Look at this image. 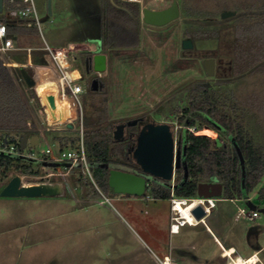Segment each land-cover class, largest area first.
Masks as SVG:
<instances>
[{
  "label": "rangeland",
  "instance_id": "rangeland-1",
  "mask_svg": "<svg viewBox=\"0 0 264 264\" xmlns=\"http://www.w3.org/2000/svg\"><path fill=\"white\" fill-rule=\"evenodd\" d=\"M33 1L41 20V31L40 34L30 33L26 36V41L31 45L37 46L42 42L50 46L61 45L68 39L100 40L104 0H52L51 15H48V0ZM172 1L144 0L142 6L161 10L170 6ZM219 1L222 2L188 0V9L199 17L195 14L180 16L163 26L165 29L162 30H152L143 23L140 11V46L111 52L105 72L84 73L83 80L77 81L84 89L81 95L84 119L85 116L91 117L92 111L98 109L88 90L91 81L98 75L106 92L110 116L108 123L112 130L122 120L148 113L156 119H160L159 115L162 114L165 120H176L180 112L173 110H184L190 106L193 91L208 83L225 102L237 106V114L244 118L245 129L252 132L256 144L264 146V108L258 113V108L253 104L256 95L264 96L260 95L264 88V62L256 64L244 74L233 75L230 63L237 54L236 22L231 20L210 25L188 23L189 20L203 21L208 17L221 21L223 11H242V4L248 0ZM261 1L264 3V0ZM3 15L6 16V12L0 14ZM186 37L193 39L195 47L191 53L183 54L181 42ZM89 48L95 52L97 47L92 44ZM87 50L91 49L83 44L74 47L70 53L73 59L70 70L79 68L84 72L85 67L87 69L77 57L79 52ZM212 52L222 69L214 78L207 75L202 63V55ZM48 62L53 65L50 57ZM236 68L233 65V69ZM182 82L188 83L176 90ZM23 96L31 107L24 91ZM30 97L35 104L36 99L33 95ZM63 111L66 112L64 104ZM74 112L71 117H76L78 123L80 114L77 112L75 116ZM49 122L50 128L59 126L63 127L64 132L68 130L63 123ZM190 129L195 131V127ZM77 131L66 133L73 137ZM85 131L88 135L92 130L87 128ZM195 132L217 137L216 132L208 127ZM47 148L54 152L61 149L57 139L49 132L33 151L40 155ZM22 151L28 153L31 149ZM50 171H55V168H43L45 173ZM71 172L63 168L48 175L56 180L53 183L62 185V196H0V264H162L164 250L171 245H181L183 248L173 255L172 264L224 263L221 256L223 249L206 228L207 225L201 222L195 226L187 225L181 228L179 234H170L171 199L104 191L109 200L107 202L101 194H88L86 187L81 188L78 182H74ZM76 172L82 173L83 181L87 179L95 184L93 167L91 176L83 168L75 167ZM263 183L264 178L253 192L235 201L224 197L215 199L216 207L205 221L225 248L233 245L242 257L262 250L259 255L264 260V203L258 201V191ZM251 205L260 210L261 217L255 221L242 217L237 219L240 209H250ZM256 245L259 248H255Z\"/></svg>",
  "mask_w": 264,
  "mask_h": 264
},
{
  "label": "trees",
  "instance_id": "trees-1",
  "mask_svg": "<svg viewBox=\"0 0 264 264\" xmlns=\"http://www.w3.org/2000/svg\"><path fill=\"white\" fill-rule=\"evenodd\" d=\"M211 1V0H210ZM222 0L220 3H225ZM116 5L130 10L119 9L111 0L103 1L101 16L100 40L96 51L79 52L77 57L86 66V60L97 53L109 54L115 50L136 49L141 44L140 26L141 6L124 0H114ZM26 8L22 0H5L4 13L0 16V24L6 26L7 35L16 39L18 45H23L22 40L31 34H40L37 26H28V19L20 15ZM242 11H236V15L229 20H217L208 17L201 21L188 23H224L235 21V36L237 41V54L231 63V71L235 76L244 74L256 64L264 62V3L261 0H248L242 4ZM181 16H198L188 9V0L180 3ZM16 11L17 16L7 17V13ZM3 14V13H2ZM30 44V43H28ZM69 44H66L68 47ZM45 46L42 42L37 47ZM47 54V53H46ZM69 60L73 63L72 55ZM36 61V60H35ZM36 63L47 64V60L36 61ZM233 65L238 68L233 69ZM99 81V88L88 87L94 106L98 109L92 111V115L85 116L84 128L90 129L91 134L84 132V144L89 162L93 165L95 184L90 180L83 181L81 172L74 173L75 168H64L71 170L74 182H78L81 188L86 187L88 194L100 195L97 187L108 192L109 172L112 168L136 167L130 162L123 147L113 139L112 127L108 123L109 107L105 89L100 83V76L93 78ZM221 84V83H220ZM20 73L17 68L7 66V60L0 52V135L1 139H7L9 145H14L17 150L24 153L20 148L19 138L23 133L38 134L32 125L35 115L39 117V105L30 102L31 107L21 93ZM191 96L190 106H187L180 117L178 125H186L178 129L180 146L186 147L185 162L183 167L175 171L174 197L177 199L191 200L197 196L199 183L217 182L223 185V196L225 199L235 201L249 195L263 181L264 178V146L256 144L252 132L245 129L244 118L237 114V106L225 102L218 91L209 84L196 88ZM264 94V88L260 95ZM253 104L258 108V113L264 108V96L256 95ZM30 101V99H29ZM99 103L100 106L99 107ZM32 108V109H31ZM177 110V111H176ZM173 111L181 112L179 109ZM263 111V110H262ZM233 113L234 116L231 114ZM186 119L188 123L185 124ZM210 120L219 124L223 130L217 128ZM206 127L214 130L217 137L196 134ZM68 129L66 132L68 133ZM62 130L52 131L53 137L59 142L60 150L75 149L80 143V132L71 137ZM234 138L244 156L246 175L243 188V171L237 150L232 142ZM3 142V141H2ZM33 151V149H31ZM51 168L44 162L29 159L22 155L0 153V192L6 184L14 177L21 176L24 183H53L54 178H49V173L43 172V168ZM187 173V175H186ZM163 182L152 183L148 186L145 197L155 199H171V187H165ZM87 194V195H88ZM258 201L264 203V183L258 191Z\"/></svg>",
  "mask_w": 264,
  "mask_h": 264
},
{
  "label": "water",
  "instance_id": "water-1",
  "mask_svg": "<svg viewBox=\"0 0 264 264\" xmlns=\"http://www.w3.org/2000/svg\"><path fill=\"white\" fill-rule=\"evenodd\" d=\"M4 1L0 0V14L4 13ZM115 4L114 0H111ZM182 0H173L172 4L167 8L161 10H153L150 8H143L142 20L145 24L154 27L166 26L181 16L180 3ZM119 9L130 12L125 7L116 5ZM48 15L52 14V0H48ZM236 11L226 10L221 13V20L234 17ZM10 18V13H7ZM195 47L191 38H186L182 41L181 48L184 51L193 50ZM108 57L106 54L97 53L86 60L87 70L90 68L99 74L107 70ZM203 67L208 76L215 75V59H205ZM99 88V81L95 79L92 82V89ZM49 108L53 111L56 108V99L54 95H47L46 97ZM64 120V119H62ZM217 128L223 130L222 127L215 121L210 120ZM137 120L128 125L136 124ZM127 124L122 123L113 131L114 141L123 139L122 133ZM68 128H74L73 124H68ZM79 123L76 124L78 129ZM175 125L167 123H157L155 121L144 124L136 135V147L133 150V159L139 166L142 174H136L129 171L112 168L109 172L108 186L109 192L118 195L130 196H144L148 189V180L154 178L162 181L166 187H171L174 177V169H180L184 165L186 147L178 145L176 140ZM38 135H30L23 133L20 135L19 144L22 150L34 149L38 144ZM240 158V163L243 171V188L246 175L245 159L237 141L231 139ZM7 142V139H5ZM44 165L55 168H70V163L58 162H44ZM187 175V173H186ZM245 189V188H244ZM64 194V188L58 183H24L23 178L19 175L14 176L6 186L1 190V197H56ZM197 196L202 199H215L223 196V185L217 182H202L199 183L197 189ZM213 209V208H212ZM250 209H257L256 206L251 205ZM191 214L196 221L205 224V218L208 216L203 206L199 205L192 209ZM206 227V226H205ZM207 228V227H206Z\"/></svg>",
  "mask_w": 264,
  "mask_h": 264
},
{
  "label": "built area",
  "instance_id": "built-area-1",
  "mask_svg": "<svg viewBox=\"0 0 264 264\" xmlns=\"http://www.w3.org/2000/svg\"><path fill=\"white\" fill-rule=\"evenodd\" d=\"M26 4V8L20 12V15L24 18L28 19V26L35 25L41 31V20L37 14V10L34 5L33 0H22ZM130 3H136L141 6V11L143 10V3L144 0H124ZM11 16H17L19 13L16 11L10 12ZM0 52H4L6 50L13 48V40L8 37L6 26L4 24H0ZM44 51L47 53L48 57H50L51 61L53 62L56 70L58 72L60 82L63 88V97L65 99H70L71 102L74 104L75 109L79 112V117L77 121L79 123L78 130L80 132V143L75 149L69 150H60L54 152L52 149L47 148L45 151H42L40 155H37L34 151H30L28 153H21L17 150L14 145H9L8 142H5V139H1L0 135V153L2 154H14V155H22L32 160H36L38 162H58V163H70V168H83L90 176H91V168L93 165L89 162L86 147L84 144V116L82 110V100L81 94L84 92L83 87L77 83L78 78L73 76V72L70 70L71 64L69 60L70 53L74 51L72 46L68 48L56 49L50 46L47 42L44 46ZM176 140L179 138L178 136V129L179 126H176ZM191 130V129H190ZM193 131V130H191ZM3 141V142H2ZM69 168V169H70ZM175 171L174 169V177L175 179ZM174 182H172L171 190H172V197H171V231L178 232L181 227L188 224L187 220L183 218L181 210L189 209L191 211L196 206H203L206 210L207 214L211 213L212 208L215 207V202L213 199H202L196 197L191 200L186 199H177L174 197ZM99 193L105 197V200L108 202V198L103 194V192L97 187ZM192 207V208H190ZM192 215V214H191ZM195 219V217L192 215ZM247 218L250 221H255L261 217V212L258 209H248L242 208L240 209L237 219L238 218ZM199 222L192 224H198ZM191 224V223H190ZM223 249V248H222ZM262 250L254 251V253L248 257H242L238 254L237 251L233 253L232 256H225V251L223 249V253L221 256L224 259V263L222 264H264V260L260 257V252ZM254 258L255 260L251 261ZM240 259L242 261L240 262ZM162 264H171V261L168 257H165Z\"/></svg>",
  "mask_w": 264,
  "mask_h": 264
},
{
  "label": "crops",
  "instance_id": "crops-1",
  "mask_svg": "<svg viewBox=\"0 0 264 264\" xmlns=\"http://www.w3.org/2000/svg\"><path fill=\"white\" fill-rule=\"evenodd\" d=\"M12 40H13V45H14L13 48L6 50L4 52H1V54L7 60V66L8 67L18 69V71L20 73V82L22 83V85H21L22 95H23V91H24L25 94L27 95L26 97L30 99L29 102H31V103H33L32 102L33 99H31L30 95H33V98L36 99L35 103L37 105H39V107H40L39 112H38L39 117H38V115L34 114L33 120L31 122L34 129L39 131L38 134H36L39 137L38 144H37V145H39L41 139L46 137L48 132L51 133L50 131L63 129V127H59V126L57 128H50L51 123L49 121H51V119H50V116L48 115V110H46V109H50V108H49L47 99H45V97H47V95H54L55 99L57 97L51 91L45 92V95L43 96L42 91L44 89L45 90H56L59 92V97H60V99H62V102H63L62 104H64L66 107L65 115L68 116L69 111H71V112L75 111L74 113L76 116L77 111H76V109H73L74 107L71 103V100L65 99L63 97V88H62L60 78H59L58 72H57L54 64L52 65L49 62L47 64L36 63V61L38 62L41 60H47L48 61V55L46 54V52L43 49L44 46L37 47L38 45L34 46L31 44H28V42L26 41L27 40L26 37L22 40L23 45H21V47H20V45L17 44V42H15L16 39H12ZM98 42H99V40L87 41L85 39H77V40H75V39L69 40L68 39L65 42H63L61 45H53L52 47H54L56 49H62V48H68L69 46H72L74 48V47H77L78 44H81V45L83 44L85 46V48L91 49V50H87L84 52H91L94 50L92 48H89V47L92 44H95V46L97 47ZM66 44H69L68 47H66ZM0 45H1V42H0ZM107 67H108V63H107ZM71 71L73 72V76L78 78L77 81L83 80L82 77L84 75H83V72L81 71V69L75 68ZM77 83L79 84V82H77ZM46 88H48V89H46ZM36 117H38L39 120ZM51 122H54V121H51ZM55 123L56 124L63 123L65 125V127H67L68 124H73L74 128H71V129L68 127L67 128L69 130H76V124H77L76 117H74V118L68 117V119H66V120L65 119L61 120L58 123L55 121ZM30 135H33V134H30ZM215 207H216V203H215ZM211 213H212V210H211ZM171 216H172V212H171ZM171 216H170V222H169V232L171 235L179 234L181 232L182 227L180 228V230L178 232L171 231ZM205 224L207 225V229L210 230L212 236L215 238V240L218 241V243L221 245V247L224 249L225 252H226V249H229V248H233L234 252L237 251V249L233 245H229L227 248H225V246L219 240V237L217 236V234L206 223V221H205ZM187 225H192V224L188 223ZM187 225H185V226H187ZM195 225H192V226H195ZM185 226H183V227H185ZM255 248H259V246L256 245ZM182 250H183V248H181V245H179V246L171 245L170 247H168L167 249L164 250L165 251L164 257H168L171 261V264H172L173 255H175L176 252L182 251ZM225 256H226V254H225Z\"/></svg>",
  "mask_w": 264,
  "mask_h": 264
},
{
  "label": "flooded vegetation",
  "instance_id": "flooded-vegetation-1",
  "mask_svg": "<svg viewBox=\"0 0 264 264\" xmlns=\"http://www.w3.org/2000/svg\"><path fill=\"white\" fill-rule=\"evenodd\" d=\"M144 23V22H143ZM150 28L152 29V30H162V29H165V27H154V26H150ZM186 38H190V37H186ZM186 38H184V39H186ZM183 39V40H184ZM182 40V41H183ZM193 40V39H192ZM194 42V41H193ZM181 45H182V42H181ZM195 45V44H194ZM183 50V49H182ZM188 52H192V50H190V51H184L183 52V54H185V53H188ZM215 53L214 52H212V53H210V55H208V54H203L202 55V57H203V59H202V63H203V61L205 60V59H210V58H213V59H215V77L217 76L218 77V73H219V71L220 70H222L221 69V65L218 63V59L215 57V55H214ZM230 71H231V63H230ZM91 72H93V70L90 68V70L88 71L87 69H86V67H85V70H84V72H83V75H84V73H91ZM214 76H213V78H214ZM98 77H99V75H98ZM186 83H188V82H182L181 84H179L176 88V90H178V89H181L183 86H185L186 85ZM206 84H208V83H206ZM210 85V84H209ZM212 86V85H211ZM173 115V114H172ZM171 115V116H172ZM160 117V119H156V117L155 116H153L151 113H148L147 115H139V116H136V117H132V118H128V119H125V120H122V121H120V122H118L117 124H115L114 126H113V130L112 131H114V130H116L117 129V126L119 125V124H122V123H125V124H127L125 127H124V130H123V133H122V137H123V139L122 140H120V141H116V142H118L122 147H123V149H124V151H125V153L127 154V157L129 158V160H130V162H132L134 165H136V167L134 166V167H125V166H122V167H120L119 169H121V170H125V171H129V172H132V173H136V174H139V175H141L142 174V171L140 170V168H139V166L135 163V161H134V159H133V150H134V148L136 147V135H137V133L139 132V130H140V128L144 125V124H146V123H148V122H151V121H155V122H157V123H167V124H172V125H174V124H177V126H178V123H179V119H180V117L181 116H183V112H182V110H181V112H180V116L178 117V119H176V120H172V119H168V120H165V119H163V115L162 114H160L159 115ZM170 116V117H171ZM137 120V123L136 124H133V125H128V123H133L134 121H136ZM188 123V120L186 119V122H185V124H187ZM184 126H186V125H179V128L181 129V128H183ZM178 132V131H177ZM179 141V138L177 139V142ZM179 145V144H178ZM185 161V160H184ZM118 169V168H117ZM157 182H161V181H159V180H156V179H154V178H150L149 180H148V186H150L152 183H157ZM162 184H164V183H162ZM165 186V185H164ZM109 187V186H108ZM166 187V186H165ZM171 189V188H170ZM108 191H109V189H108ZM254 233H255V231H253V235H254ZM205 262H207V263H209V261H205Z\"/></svg>",
  "mask_w": 264,
  "mask_h": 264
},
{
  "label": "bare ground",
  "instance_id": "bare-ground-1",
  "mask_svg": "<svg viewBox=\"0 0 264 264\" xmlns=\"http://www.w3.org/2000/svg\"><path fill=\"white\" fill-rule=\"evenodd\" d=\"M46 89H48V88H46ZM49 92V91H51V92H53L55 95H56V108L52 111L51 109H46V110H48V115L50 116V119H51V121H56L57 123L58 122H60L62 119H68V117H71L72 116V114H73V111L71 112V111H69V114H68V116L67 115H65V111H63V102H62V99H60V97H59V92L58 91H56V90H43L42 91V95L44 96L45 95V92ZM44 98V97H43ZM45 99H46V97H45ZM45 103V102H44ZM72 103V102H71ZM72 105L74 106V104L72 103ZM48 107V106H47ZM75 107V106H74ZM190 208H192V207H190ZM181 213H182V216H183V218H185L186 220H187V222L188 223H191V224H194V223H196V219H194L193 217H192V215L190 214V212H189V209H184V208H182V210H181ZM233 253H234V249L233 248H229V249H226V252H225V254H226V256H232L233 255ZM253 260H255L254 258H252L251 259V261H253ZM242 261V259H240V262Z\"/></svg>",
  "mask_w": 264,
  "mask_h": 264
},
{
  "label": "clouds",
  "instance_id": "clouds-1",
  "mask_svg": "<svg viewBox=\"0 0 264 264\" xmlns=\"http://www.w3.org/2000/svg\"><path fill=\"white\" fill-rule=\"evenodd\" d=\"M172 184V183H171Z\"/></svg>",
  "mask_w": 264,
  "mask_h": 264
}]
</instances>
